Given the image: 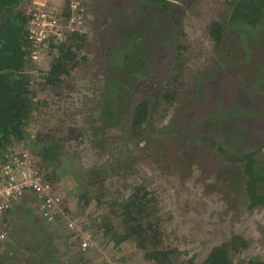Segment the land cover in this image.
<instances>
[{
	"label": "rangeland",
	"instance_id": "rangeland-1",
	"mask_svg": "<svg viewBox=\"0 0 264 264\" xmlns=\"http://www.w3.org/2000/svg\"><path fill=\"white\" fill-rule=\"evenodd\" d=\"M146 2L86 0L83 40L76 44L86 61L70 83L64 80L60 100L34 115L39 123L55 114V128L82 136L68 145L76 155L64 156L56 178L70 183L65 207L73 216L49 223L35 198L19 199L0 219V264H122L100 241L99 202L87 206L81 197L92 188L95 198L103 193V204L125 202L142 183L158 194L165 232L179 236L173 244L190 253L186 258L199 262L213 246L240 236L248 246L235 264L264 259V209L249 207L245 164L227 161L219 149L255 153L254 169L264 173V21L256 28L231 22L228 0H170L150 10ZM213 22L226 31L220 42L209 35ZM54 54L49 49L33 64L39 83ZM174 69L179 78L171 82ZM170 86L177 93L172 106L162 99ZM147 91L153 114L137 139L129 104ZM91 169L100 171L101 189L87 186ZM125 260L148 264L138 253Z\"/></svg>",
	"mask_w": 264,
	"mask_h": 264
},
{
	"label": "trees",
	"instance_id": "trees-1",
	"mask_svg": "<svg viewBox=\"0 0 264 264\" xmlns=\"http://www.w3.org/2000/svg\"><path fill=\"white\" fill-rule=\"evenodd\" d=\"M169 1L148 0L144 9L150 10L160 2L168 5ZM29 3L30 0H0V172L17 150L29 149L37 165L45 173L46 180L53 186L55 196L60 198L65 206L69 196L67 187L70 183L66 185L64 182L62 185L56 178L60 179V166L64 156L76 155L69 152L68 145L73 141L78 143L82 136L77 130L64 125L55 128L52 124L55 114L45 116L46 121L41 118L39 123V118L34 115H43V110L50 108V100H60L64 80L67 79L70 83L71 72L78 68L82 61H86L87 53L84 47L76 45L79 44L78 41L83 40L81 35H73L61 45L53 44L52 50L55 54L52 55L48 71L41 75L44 83H39V76L33 74V62L27 40ZM228 3L232 9L229 15L231 22L246 23L252 28L263 23L264 0H228ZM209 35L218 42L224 39L226 31L223 24L213 22ZM136 43L141 45L135 41L134 44ZM181 48L182 46L178 50ZM176 70L174 69L171 82H176L179 78ZM171 88L172 86L162 94V99L172 106L177 100V93L175 90L171 91ZM151 105L152 96L149 91L140 96L139 100H131L129 104L127 121L137 139H141L144 128L152 117L154 106ZM36 125L38 131L35 132L33 126ZM219 149L227 161L232 159L240 162L239 164H245V190L249 207L264 209V173L254 169L256 154L229 156L220 147ZM87 175L91 183L87 186L101 189L100 184L103 181L99 180L102 179L100 171L91 169ZM59 184L60 186H57ZM89 190L91 192L84 193L81 201L87 206L92 205L95 199L99 202L100 209L95 210L94 221L100 226V241L108 248L112 262L127 264L125 256L138 253L148 264H235V255L248 246L244 238L232 236L226 242L213 246L199 262L198 256L195 255L188 259L186 257H189L190 253L182 250L180 245L179 247L173 244L179 236L172 240L165 232L158 206V194L146 184L137 185L125 202L114 200L103 204L99 199L103 193L95 198V189ZM67 214L72 215L69 208L65 209V216ZM74 218H77L75 214ZM70 240L73 243V239ZM78 246L80 247V244ZM240 263L264 264V259L254 258Z\"/></svg>",
	"mask_w": 264,
	"mask_h": 264
},
{
	"label": "built area",
	"instance_id": "built-area-1",
	"mask_svg": "<svg viewBox=\"0 0 264 264\" xmlns=\"http://www.w3.org/2000/svg\"><path fill=\"white\" fill-rule=\"evenodd\" d=\"M86 0H32L29 14L27 40L30 57L38 64L52 50L73 35H79L87 22ZM32 196L42 217L56 224L67 209L54 194L53 186L37 165L29 149L17 150L10 156L0 172V219L7 215L16 201ZM5 235H0L4 241ZM87 242L83 247H87Z\"/></svg>",
	"mask_w": 264,
	"mask_h": 264
},
{
	"label": "clouds",
	"instance_id": "clouds-1",
	"mask_svg": "<svg viewBox=\"0 0 264 264\" xmlns=\"http://www.w3.org/2000/svg\"><path fill=\"white\" fill-rule=\"evenodd\" d=\"M31 2H32V0H30V3H29V6L31 5ZM52 51V50H51ZM31 58V57H30ZM32 60V59H31ZM33 62V61H32ZM33 64H36L35 62H33ZM35 72H33V74H34ZM35 75V74H34ZM38 82V81H37ZM83 251H84V249H83Z\"/></svg>",
	"mask_w": 264,
	"mask_h": 264
},
{
	"label": "flooded vegetation",
	"instance_id": "flooded-vegetation-1",
	"mask_svg": "<svg viewBox=\"0 0 264 264\" xmlns=\"http://www.w3.org/2000/svg\"><path fill=\"white\" fill-rule=\"evenodd\" d=\"M85 6H86V3H85ZM87 9V8H86ZM87 15H88V13H87Z\"/></svg>",
	"mask_w": 264,
	"mask_h": 264
}]
</instances>
